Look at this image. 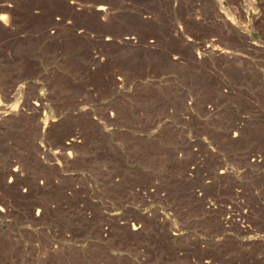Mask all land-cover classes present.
I'll list each match as a JSON object with an SVG mask.
<instances>
[{
	"label": "rangeland",
	"instance_id": "1",
	"mask_svg": "<svg viewBox=\"0 0 264 264\" xmlns=\"http://www.w3.org/2000/svg\"><path fill=\"white\" fill-rule=\"evenodd\" d=\"M0 17V264L263 263L264 0Z\"/></svg>",
	"mask_w": 264,
	"mask_h": 264
},
{
	"label": "bare ground",
	"instance_id": "2",
	"mask_svg": "<svg viewBox=\"0 0 264 264\" xmlns=\"http://www.w3.org/2000/svg\"><path fill=\"white\" fill-rule=\"evenodd\" d=\"M94 8H96L98 11H100V12H102V14L103 13H105L106 12V7H105V5H97L96 7H94ZM96 10V11H97ZM99 13V12H98ZM104 15V14H103ZM107 15V14H106ZM1 18V17H0ZM108 38V37H107ZM106 38V39H107ZM12 110H14V106H4V105H2L1 103H0V118L4 115V114H6L7 112H9V111H12ZM53 120H55V119H52L51 121H53ZM46 123V122H45ZM44 123V124H45ZM74 141H76L75 140V137L74 136H70L65 142H64V144H63V146H64V148H69V147H71L73 144H74ZM69 154V153H68ZM14 170L15 169H13V170H11L9 173L10 174H14ZM221 170V169H220ZM224 171V170H223ZM220 172H222V170L220 171ZM0 210L2 211L3 210V208H0ZM133 228H136V227H133ZM262 264H264V261H263V263Z\"/></svg>",
	"mask_w": 264,
	"mask_h": 264
}]
</instances>
